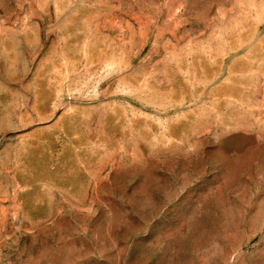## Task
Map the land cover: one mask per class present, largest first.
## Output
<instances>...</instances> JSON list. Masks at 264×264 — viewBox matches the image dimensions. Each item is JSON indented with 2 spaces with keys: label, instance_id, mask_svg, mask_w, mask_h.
<instances>
[{
  "label": "rangeland",
  "instance_id": "374dc122",
  "mask_svg": "<svg viewBox=\"0 0 264 264\" xmlns=\"http://www.w3.org/2000/svg\"><path fill=\"white\" fill-rule=\"evenodd\" d=\"M0 264H264V0H0Z\"/></svg>",
  "mask_w": 264,
  "mask_h": 264
},
{
  "label": "bare ground",
  "instance_id": "6f19581e",
  "mask_svg": "<svg viewBox=\"0 0 264 264\" xmlns=\"http://www.w3.org/2000/svg\"><path fill=\"white\" fill-rule=\"evenodd\" d=\"M211 55H212V54H211ZM211 55H210V56H211ZM255 66H256V65H255Z\"/></svg>",
  "mask_w": 264,
  "mask_h": 264
}]
</instances>
